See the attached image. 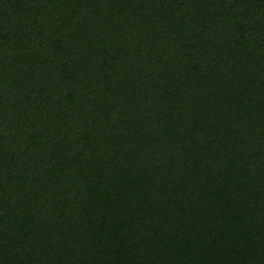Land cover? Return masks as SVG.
<instances>
[{
  "label": "trees",
  "instance_id": "trees-1",
  "mask_svg": "<svg viewBox=\"0 0 264 264\" xmlns=\"http://www.w3.org/2000/svg\"><path fill=\"white\" fill-rule=\"evenodd\" d=\"M0 264H264V0H0Z\"/></svg>",
  "mask_w": 264,
  "mask_h": 264
}]
</instances>
